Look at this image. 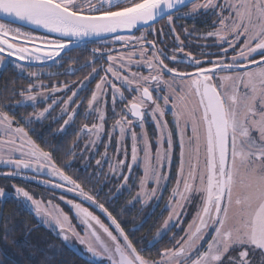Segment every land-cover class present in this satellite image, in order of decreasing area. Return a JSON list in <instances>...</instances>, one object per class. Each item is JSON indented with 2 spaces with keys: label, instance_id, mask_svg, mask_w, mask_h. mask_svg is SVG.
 Masks as SVG:
<instances>
[{
  "label": "snow or ice",
  "instance_id": "6c2138e0",
  "mask_svg": "<svg viewBox=\"0 0 264 264\" xmlns=\"http://www.w3.org/2000/svg\"><path fill=\"white\" fill-rule=\"evenodd\" d=\"M209 14L211 30L201 32L195 23L185 27L183 35L189 38L185 43L176 21L195 22ZM165 17L156 29L154 25ZM139 28L146 31L130 34ZM149 34L174 39L150 41ZM108 37L121 47H107ZM193 40L204 43L195 45L198 51L185 52ZM89 44L97 46L88 49ZM74 48L88 50L89 59L79 63L78 57H69ZM66 59L75 66L43 72L45 66L63 68ZM37 66L40 71L28 70ZM9 67L18 75L26 73L29 80L85 70L87 74L75 81L51 82L50 88L43 82L29 83L14 104L0 105V168L9 169L0 171V177L34 179L47 172L62 182L52 184L54 188L71 185L68 191L98 208L111 223L106 225L82 203L68 200L83 227L81 233L68 214L52 215L15 184L12 191L0 186V202L14 199L18 207L34 209L85 264H225L224 257L236 249L238 256H228L227 264H252L249 255L258 250L264 256V0H0V71ZM96 77L98 82L89 89ZM88 91L85 104L81 93ZM4 107L33 111L17 117ZM78 118L91 123L76 130L72 144L61 153V160L71 154L70 158L57 166V147L45 151L29 131L39 135L34 125L43 128L45 121L63 119L51 134L66 133ZM85 135L89 139L77 152ZM114 138L115 157H110ZM101 144L104 151L89 172ZM78 157L83 158L85 175L74 179L64 169ZM105 163L108 172L103 171ZM28 172L32 177L22 175ZM113 181H119L115 189ZM170 184L164 204L168 217L152 239L146 234L138 237L144 247H153L169 228L182 226L190 208L195 211L184 235L179 240L170 237L173 247L164 249L159 261L147 259L140 255L143 248L138 251L129 238L140 231L146 217L139 221L119 217L136 203L141 211L152 201L158 204ZM133 187L136 194L116 213L113 205ZM123 225L131 226L126 230ZM209 235L207 249L201 251ZM25 244L35 247L27 240ZM61 251L49 245L42 264H51Z\"/></svg>",
  "mask_w": 264,
  "mask_h": 264
},
{
  "label": "trees",
  "instance_id": "16d2710c",
  "mask_svg": "<svg viewBox=\"0 0 264 264\" xmlns=\"http://www.w3.org/2000/svg\"><path fill=\"white\" fill-rule=\"evenodd\" d=\"M229 54L231 55L232 52ZM47 81V78L44 77L42 82L48 84ZM29 83L30 80L26 76L18 75L10 67L2 70L0 72V105L10 106L14 104L20 99L19 91L21 88H26ZM13 88L16 90L15 94L12 92ZM83 96H85L86 104L89 94L84 93ZM9 108L13 109L11 107H5L6 110H9ZM13 111L18 116L31 113L33 109L30 107H17L13 109ZM83 121L84 120L78 118L76 123L70 126L66 133L58 135H52L51 133L60 128L63 120L61 119L57 123L51 124L50 121H45L43 128L38 124L34 125L39 135L29 131V136H31V138L45 151L56 146L58 151L54 153V156L56 158L57 166H60L70 158L71 154L64 156L61 160V153L72 144L76 137V130L84 124ZM45 139L48 141L47 144L44 143ZM83 143L84 138L79 141L76 148L77 152L83 148ZM79 167L81 168V163L77 159L76 163H74L71 168L64 169V171L69 174L73 172V176L76 178L78 176L83 177L85 173L83 169L79 170ZM10 181V179L4 180L3 177H0V186H7L8 189ZM107 188L105 187L104 190ZM100 199L102 201V198ZM117 203H119L117 209H120L122 205H125V200L120 199V202ZM64 210L69 212L67 209ZM119 212L120 210L116 213ZM70 216L72 218L71 214ZM136 216L135 209L129 206L120 214L119 218L121 220H131ZM159 223L160 220H151V217L147 216L140 231L129 237L134 241V246L138 251L143 248V251H140V255L146 258H155L160 255L164 249L168 248L167 245L163 244V242L166 241V238L159 241V245H154L150 248L144 247L143 242L138 239L142 234H146V238L151 239V235ZM5 226H7V232L5 231ZM123 226L127 230L131 225ZM29 229H31V231L27 232ZM175 232V238L177 239L183 233V227H180L179 230ZM26 240L30 245H34L35 247L27 246L25 244ZM13 241H15V243H13ZM49 245L55 246V249L62 250L59 257L52 261L51 264H85L84 260H82L78 254L64 247L62 241L55 234L39 225L34 213L18 207L17 201L14 199H7L0 202V264H42V261L45 258V251L48 250Z\"/></svg>",
  "mask_w": 264,
  "mask_h": 264
},
{
  "label": "rangeland",
  "instance_id": "374dc122",
  "mask_svg": "<svg viewBox=\"0 0 264 264\" xmlns=\"http://www.w3.org/2000/svg\"><path fill=\"white\" fill-rule=\"evenodd\" d=\"M201 2H202V0H201ZM36 34L39 35L40 33L37 32ZM231 55H233V53ZM231 55L229 54V56H231ZM28 70L29 71H40L41 69L39 68V69H36V70H31V69H28ZM43 72L44 73H48L46 69H43ZM24 76L27 77V74L25 73ZM47 76L48 75H42L39 80H30V83H40V82L43 81V78L47 77ZM98 80H99V77H98ZM98 80H97V82H98ZM68 94L70 95L71 93L69 92ZM66 98L67 97H65V99ZM78 98L79 97H77V99ZM109 99L111 100L110 96H109ZM3 110L7 111L10 115H14L15 114L13 109L9 108V110H6L5 107H4ZM58 111H59V109L57 108V112ZM81 112H83V108H81ZM56 114H57L56 112L53 113V115H56ZM15 116H17V115L15 114ZM18 116H20V115H18ZM65 119H66V117H65ZM107 122H109V123H107L108 125H111L114 122L113 118H111V113L110 112H109V119H108ZM83 123L84 124L85 123H89L90 124L91 122L90 121H83ZM62 124H63V122H62ZM137 131H139V129H137ZM149 132H151V128H149ZM117 135H118V133H117ZM88 139H89V136L85 135L84 136V143ZM103 139L105 141L108 140L107 134L104 135ZM84 143H83V146H84ZM128 143H129V156H128V159L130 160L131 159V155H130V152H131L130 141ZM103 151H104V147H103V144H101L100 147H99V151L95 155L92 156V159H91L90 164H89V172H91L92 169L95 167V161H96V159L99 158L100 153H102ZM177 151H178V149H177ZM84 155H85V157H87L88 153H85ZM109 156L110 157H115V138L113 139V147L109 150ZM120 158H123V156L121 155ZM77 159L81 163L83 158L78 157ZM80 169H83L82 168V163H81V168L79 167V170ZM8 170L9 169H7V168H0V171H8ZM103 171L104 172H108L109 171L108 163L104 164ZM125 171H127V170L125 169ZM173 172H175V169H173ZM65 173H66V175L72 176L74 179H76V177L73 176V172L71 174H69V173H67L65 171ZM22 175H25L27 177H32L33 173L28 172V173H24ZM103 179H104V176H103V174H101L100 175V181H103ZM122 179L123 178L121 177V180ZM10 180L11 181H10L8 189H7L8 191H12L11 185L15 184V185L20 186V187L24 188L25 190H27L30 193V195L33 196V198L35 200L41 202V207L45 211L50 212L52 215H56V214H58L60 212H63V213L68 214L69 217L71 218V216H70V214H71L72 215L71 223L73 225H75L77 227V231H79L81 233H83V227L81 225H79V222L74 218L75 217V212L72 209V206L67 203L68 200H71L74 203H82L83 207L88 208L89 211H92L95 215L99 216L100 219L106 225H110V223H111L107 219V217L103 213L100 212V210L98 208H96L95 206H92L88 201L83 200V198L80 197L76 192L68 191L67 189L69 187H71V185L65 184V186L63 188H54L52 186V184H58V183H62V182L59 180V178L52 179L47 172H45L43 175L36 176L34 179L12 178ZM49 180H51V183H44V182L49 181ZM38 181H41V182H38ZM77 182L78 183H82V180H78ZM94 183H95V181H94ZM117 183H119V181H113V184L111 185L113 187V189H115V185ZM82 187L87 191L89 189L90 185L87 184V183H82ZM107 187L108 186H106V188ZM170 189H171V184L169 185V188L164 191L163 196L161 197V199H160L158 204H156L155 201H152V203H150L147 207H145L143 209V211H141L140 203H136L134 206H131L136 211L137 220H140L141 218L147 217V216L151 217V220H153V219H156V221H157V219L160 220V223L158 224V226L156 227V229L154 230V232L151 235V239L156 235L157 230L162 226L163 221L165 219H167V217H168V210L164 208V204L168 200ZM137 190L138 189L136 187H133L131 192H128L127 190H124V192L122 193V195L120 196V198H119V200L117 202H120V199H123V200H125V204H126V202L131 200L132 196H134L136 194ZM104 191L105 192L108 191V188L106 190H104ZM61 197H64V199H61ZM101 198H102V196H101ZM117 202H116L115 205H113V207L116 208V212L118 210H120V209H117V207L119 206V203H117ZM153 205H155V211H152ZM64 209H67L69 212H66ZM194 211H195L194 208H190L188 210V214L184 218L182 226H180V227H183V233L176 240H179L181 238V236L184 235V229L187 228L189 221H191ZM31 212L35 214V210L34 209ZM35 217L37 218L39 225H41L44 228L48 229L43 224L42 218L37 217L36 215H35ZM180 227L169 228L168 231L166 232V234H164L163 237L158 240V242L166 238V241L164 240L165 242H163V244L167 245L168 248H172L173 245L175 244V240H170V237L175 235V233H176L175 231L179 230ZM111 230H113L114 234H116L114 226L111 227ZM209 240H211V235H209L207 237V239L203 242V246L201 247V251H204V250L207 249V244H208ZM158 242L155 244L156 246L159 245ZM239 251H240V249H236L234 251L229 252L224 257L225 264H227L228 256H238ZM147 259H152V260L159 261L161 259V255H158L155 258L154 257H150V258H147ZM193 259H195V257H193ZM249 259L252 262V264H262V261H264V256H262L260 251L258 250V251L254 252V253H250ZM188 264H191V261H188Z\"/></svg>",
  "mask_w": 264,
  "mask_h": 264
},
{
  "label": "flooded vegetation",
  "instance_id": "af4514ba",
  "mask_svg": "<svg viewBox=\"0 0 264 264\" xmlns=\"http://www.w3.org/2000/svg\"><path fill=\"white\" fill-rule=\"evenodd\" d=\"M212 19H213V15L212 14H209L207 16H204V17H201L199 18L198 20H196L195 22L191 19H180V20H177L176 21V24H177V33L181 35V39L182 40H185V43L188 42V39L189 38H186L184 35H183V28L185 27H188V28H191L193 26V24L195 23V27L200 30L201 32H206V31H209L211 30V22H212ZM166 22V18L164 20H161L159 21L158 23H156L154 25V27L156 29H159L160 26L162 24H164ZM146 29H142V30H139L137 31L135 34H133L132 36H140L142 32H145ZM165 31H167V29H165ZM164 40L168 43H171V41L174 39L173 36L169 35V36H164V37H158L154 34H149L148 35V40ZM108 41H111V38L108 39ZM197 43H204L203 40L201 41H195L193 40L192 42V46L191 47H188V48H185V52L187 51H192V50H196L198 51V49H195V45ZM97 45L95 44H89L88 45V49H91L92 47H95ZM158 46L160 47H163L162 44H159ZM107 47H110V48H119L121 47L120 44H112V43H108L107 44ZM131 51V49H129ZM206 51H218V49H205ZM67 55L69 57H72V58H76L78 57L79 58V63H83L85 60L89 59V56H90V53L88 50H82V49H73L72 51L68 52ZM113 55H116V53H113ZM229 55V53H228ZM138 58V57H137ZM203 58V57H201ZM215 57H209V59H214ZM70 64H73V60H68L66 59L64 61V65H63V68H57L56 66H52V67H48V66H45L43 69H46L48 73H55V72H63L65 68H67ZM73 66H75V64H73ZM206 67L209 66V65H205ZM31 70H36V69H39V67H32V68H29ZM135 70V69H134ZM188 71H191V69H188ZM1 72V71H0ZM87 74V70L83 71V72H76L75 74L73 75H59V76H47L45 78H47V82H48V85H49V88L51 87V82H56V81H60V82H64V81H75V80H78V79H83V76ZM98 80V77H96L95 80L92 81V83L88 86L89 89L93 88L96 84ZM59 86V85H57ZM89 94V97L91 95V92L88 91L87 92ZM84 93H81V95H83ZM79 99V98H78ZM109 99V98H108ZM109 109L111 107V104H110V99H109Z\"/></svg>",
  "mask_w": 264,
  "mask_h": 264
},
{
  "label": "water",
  "instance_id": "95a60500",
  "mask_svg": "<svg viewBox=\"0 0 264 264\" xmlns=\"http://www.w3.org/2000/svg\"><path fill=\"white\" fill-rule=\"evenodd\" d=\"M166 18V17H165ZM161 21V20H160ZM159 22V21H158ZM157 22V23H158ZM142 29H144V28H139L138 30H133L130 34L131 35H133V34H135L137 31H139V30H142ZM39 33V32H38ZM125 34H128V33H125ZM109 38H111V37H108L107 39H109Z\"/></svg>",
  "mask_w": 264,
  "mask_h": 264
}]
</instances>
